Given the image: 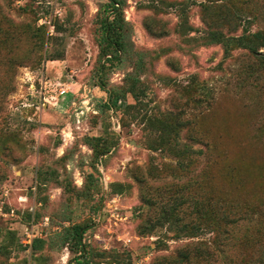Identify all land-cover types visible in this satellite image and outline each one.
Instances as JSON below:
<instances>
[{
	"label": "rangeland",
	"instance_id": "rangeland-1",
	"mask_svg": "<svg viewBox=\"0 0 264 264\" xmlns=\"http://www.w3.org/2000/svg\"><path fill=\"white\" fill-rule=\"evenodd\" d=\"M206 1L121 0L118 61L102 53L109 0H0V264H76L57 244L73 225L87 227L82 264L264 260V47L211 36L264 30V0ZM219 12L242 24H211ZM97 78L120 97L111 115ZM175 122L195 153L169 142ZM249 203L262 213L236 222ZM208 222L245 232L244 254L197 253L213 233L191 229Z\"/></svg>",
	"mask_w": 264,
	"mask_h": 264
},
{
	"label": "trees",
	"instance_id": "trees-1",
	"mask_svg": "<svg viewBox=\"0 0 264 264\" xmlns=\"http://www.w3.org/2000/svg\"><path fill=\"white\" fill-rule=\"evenodd\" d=\"M214 0H207V3L213 2ZM121 0H109V4L106 6L105 10V16L103 17L101 21L102 26V35H103V41L106 45L102 53L104 55L108 53L111 49L114 51V55L112 57V60H118L122 61V53L126 50V44L128 43L129 39V26L124 21L122 14H121V6H120ZM208 5V4H207ZM235 7V6H234ZM208 8V7H207ZM221 13L219 12L218 15H214L213 17H209V19L212 21L211 24H226L227 27L230 26V28H237L239 27V24L241 23V16L236 15L234 17H231V15H228L227 17H221ZM233 12H230L231 14ZM237 14V12L235 11ZM246 21V19H244ZM246 24L248 26L253 25V19L247 20ZM235 30V29H234ZM233 32V31H232ZM211 36L213 40H217V43H220L224 46L225 51L228 52V49H234V48H243L246 49L251 55L256 54L258 55V52L260 48L264 47V30H261L260 28L257 29V31L253 34L250 32L248 33V28L243 29L241 35L239 36H230V35H224L221 32H213L211 31ZM215 38V39H214ZM106 57H109V55H106ZM257 60L261 61L259 57H257ZM111 61V60H110ZM264 64V61L262 62ZM264 66V65H263ZM130 76V75H129ZM101 79V78H99ZM97 78V85L102 89L106 91L107 94V100L103 103L102 109L106 110L108 114H112L114 110L117 108V104L119 102V98L116 95V90L114 88H109L106 85L102 83V79L99 81ZM171 126V125H170ZM176 122L174 123L172 128L168 129L170 132H173V137L169 142H171L173 145H175V150H178V148H182L185 155H190L192 153H195L192 150L191 144L192 141H189L191 143L189 144H180L178 140L179 132L182 130L183 125L176 126ZM194 139V137H190L189 140ZM101 139H94L91 138V142L99 143ZM92 148L95 151V159L97 160L101 155H104L105 151H103V147L100 145L92 146ZM99 149V150H98ZM241 211L235 215V221L241 222L244 220L252 221L255 215L262 213V207H257L252 204L245 205L241 207ZM225 223L229 222L227 218L223 219ZM211 222L206 223L203 227H197L195 229H191V232L193 236H196L200 234L201 232L208 231L213 233V238L207 241H203L200 245H202L203 250L201 248H196V252L201 255L200 251H203V254L206 255V259H215L217 260L218 257L223 253L224 248L227 246L228 241H234L238 242L236 244V247H234V250L236 251L237 255H242L246 251V245L250 238L246 235V233H242L238 238L237 236L229 235L228 231L225 230L223 226H220L219 223L211 225ZM241 225V224H240ZM87 227H83L80 225H73L69 228L63 229L62 233L60 235H57V237L61 238V243H57L58 245H64L69 244L71 254H72V261L76 262V264H82L84 261H86L89 257V251H87L85 245L82 243V237L83 234L86 232ZM225 230V231H223ZM260 233V232H259ZM261 234V233H260ZM40 242L35 241L33 244V251L40 250ZM60 245V246H61ZM90 256H93V251H90ZM178 262L180 264L186 263L190 261V253H184L181 252L178 255ZM245 257L242 256L241 263L240 264H247V262H244ZM259 264H264V260H259Z\"/></svg>",
	"mask_w": 264,
	"mask_h": 264
},
{
	"label": "built area",
	"instance_id": "built-area-1",
	"mask_svg": "<svg viewBox=\"0 0 264 264\" xmlns=\"http://www.w3.org/2000/svg\"><path fill=\"white\" fill-rule=\"evenodd\" d=\"M61 91V93H60V95L61 94H66V91L64 90L63 92H62V90H60ZM113 121H112V126H113V128L115 129L116 127H117V129L116 130H118V128H119V123L118 122H116L115 123V121H114V119H112Z\"/></svg>",
	"mask_w": 264,
	"mask_h": 264
}]
</instances>
